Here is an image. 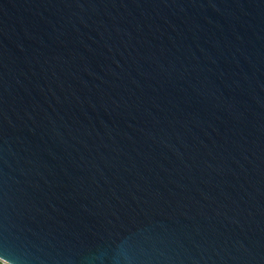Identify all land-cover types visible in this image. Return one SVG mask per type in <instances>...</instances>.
Masks as SVG:
<instances>
[{"label": "water", "instance_id": "1", "mask_svg": "<svg viewBox=\"0 0 264 264\" xmlns=\"http://www.w3.org/2000/svg\"><path fill=\"white\" fill-rule=\"evenodd\" d=\"M0 263L264 264V0H0Z\"/></svg>", "mask_w": 264, "mask_h": 264}, {"label": "built area", "instance_id": "2", "mask_svg": "<svg viewBox=\"0 0 264 264\" xmlns=\"http://www.w3.org/2000/svg\"><path fill=\"white\" fill-rule=\"evenodd\" d=\"M0 264H4V263H0Z\"/></svg>", "mask_w": 264, "mask_h": 264}]
</instances>
